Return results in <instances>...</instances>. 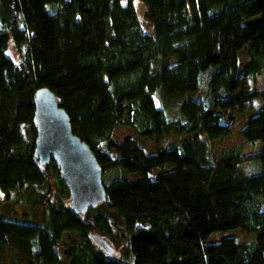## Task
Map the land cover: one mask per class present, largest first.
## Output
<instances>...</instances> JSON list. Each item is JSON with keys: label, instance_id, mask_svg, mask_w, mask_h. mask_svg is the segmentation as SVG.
Wrapping results in <instances>:
<instances>
[{"label": "trees", "instance_id": "16d2710c", "mask_svg": "<svg viewBox=\"0 0 264 264\" xmlns=\"http://www.w3.org/2000/svg\"><path fill=\"white\" fill-rule=\"evenodd\" d=\"M139 1L151 31L133 0H0V190L41 208L39 218L0 216V264H58L65 232L78 234L64 245L67 264H264V105L240 129L257 149L216 156L211 144L231 132L226 110L264 102L250 81L264 70V0ZM10 40L19 64L6 53ZM39 87L103 169L106 199L84 213L69 210L58 167L41 168L24 139ZM118 125L142 137L187 135L145 152L134 137L113 138ZM103 207L121 221L122 258L90 236L110 234ZM235 228L252 238L206 240Z\"/></svg>", "mask_w": 264, "mask_h": 264}, {"label": "rangeland", "instance_id": "374dc122", "mask_svg": "<svg viewBox=\"0 0 264 264\" xmlns=\"http://www.w3.org/2000/svg\"><path fill=\"white\" fill-rule=\"evenodd\" d=\"M133 3L135 5L137 15H138V18L142 26L147 31H151V26L148 24L145 18V15H144L145 6L139 0H133ZM247 20H250V19H247ZM6 53L13 60L15 64L20 63L21 61L20 53L11 40L8 42ZM239 57L242 63L245 60H247V56L245 55V52L243 50H241ZM170 60L171 59L163 60V62L160 64L167 63ZM250 81L251 82L253 81L251 83V86L255 88L257 87L260 89L261 92H263L264 91V70L260 74H256L255 76H253V78L250 79ZM263 105H264V102L262 101V99L257 97V98H254L244 103L241 106H235L232 109H228L225 111V114L227 113L232 114L234 115V118L229 122L231 125V132L227 136L223 138L215 139L211 142L213 149H214V154L216 156H218L220 151L226 147L239 146L243 153H247L249 151H253L257 149L260 146L259 140L254 143L246 141L240 134V129L244 123V120L249 115L256 112L257 109L262 107ZM22 131H23V136L25 140L28 139L34 142V137H35L34 123L33 125H28V124L23 125ZM186 135L187 134H183L181 135V137L186 136ZM112 136L116 140H122L126 136L134 137L137 140L138 144L142 147V149L145 152H152L157 145L165 144L170 141H174V140L181 138L180 135H175V134H171V135L163 136V137L157 136V135L142 137V136L136 135L131 127L124 126V125H118L114 129ZM245 168L252 169V165L247 164ZM48 176H49L48 181L51 186L50 188L51 191H50L49 196L52 198L54 196V193L57 192L56 182H55L57 175L56 173L49 172ZM120 176L126 177V178H134V177L139 176V174L138 173H133V174L120 173ZM4 197L0 199V216L15 217V216H21L24 213H27L29 216L33 218L40 217L41 208H39L37 201L35 199H32L31 196H25V195H22L21 191H15L13 192L11 196H9L10 197L9 199H5ZM69 199H70V195L65 198L66 204ZM103 211L106 213L110 221V224H111L110 234L97 228V229H93L92 231H90V236L95 234V235L105 238L115 248L116 258L117 259L122 258L123 249H124V241L121 236L122 235L121 221L112 211H109L108 209L104 207H103ZM0 228H1V220H0ZM224 236H232L236 240H249L252 238V234H250L248 231L242 228H235V229H231L228 231H221V230L213 231L207 236L206 240L216 241ZM77 240H78L77 233L75 232H65L64 233V235L62 236L61 243L57 247L58 252H59V257H60V261L58 264L68 263V256L66 252L64 251V245L71 241H77ZM92 241L95 246L99 247V242L95 238H92ZM6 257L7 259L9 258V253L7 254ZM22 257L24 256L22 255ZM19 264H24L23 258L20 259Z\"/></svg>", "mask_w": 264, "mask_h": 264}, {"label": "water", "instance_id": "95a60500", "mask_svg": "<svg viewBox=\"0 0 264 264\" xmlns=\"http://www.w3.org/2000/svg\"><path fill=\"white\" fill-rule=\"evenodd\" d=\"M35 126L34 155L41 168L52 160L66 184L71 212L84 213L106 199L103 169L89 145L73 132L69 116L48 87H39L33 97ZM4 193L0 190V199ZM108 258L115 248L103 237L93 235Z\"/></svg>", "mask_w": 264, "mask_h": 264}]
</instances>
